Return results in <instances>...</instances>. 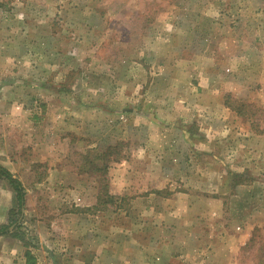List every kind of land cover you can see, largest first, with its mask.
<instances>
[{
  "label": "rangeland",
  "instance_id": "1",
  "mask_svg": "<svg viewBox=\"0 0 264 264\" xmlns=\"http://www.w3.org/2000/svg\"><path fill=\"white\" fill-rule=\"evenodd\" d=\"M0 164L25 263L264 264V0H0Z\"/></svg>",
  "mask_w": 264,
  "mask_h": 264
},
{
  "label": "crops",
  "instance_id": "2",
  "mask_svg": "<svg viewBox=\"0 0 264 264\" xmlns=\"http://www.w3.org/2000/svg\"><path fill=\"white\" fill-rule=\"evenodd\" d=\"M254 185H252L249 181L246 183H236L234 185V191H239L240 189L243 188H247L245 189L246 192H249L250 189L253 188ZM237 220V219H236ZM239 228V226H237ZM9 240V239H8ZM10 242V243H9ZM9 242H5L4 241V236L1 235L0 236V264H25L24 259L21 257L17 258V249L19 247H17L18 244H21V242H19L18 240H9ZM212 248L209 249V246L206 248V250L202 251V250H196L194 253L191 252H186L185 250H183L182 254L180 256H174L173 253H166V258L168 262L171 263H166V264H203L199 261V259L205 260V256H206V261L210 258H212V256L214 255H219L221 260L226 259L225 261L229 260L232 258L234 252H235V247L230 244L229 246L221 243V248L217 249L214 246H216L215 242H212ZM217 250V251H216ZM100 251L103 252L104 255H109L110 251L105 250V249H100ZM92 256V260L90 261V264H96V262L98 263V259H96L98 256H100V252L99 249H92V253H90ZM80 256H76V258H78ZM94 258V260H93ZM189 258H191L192 260H190ZM199 258V259H198ZM216 258V257H215ZM77 262L79 264H85L86 261L81 260L80 258L76 259ZM96 260V262H95ZM170 260V261H169ZM195 260H198L195 261ZM77 263V264H78Z\"/></svg>",
  "mask_w": 264,
  "mask_h": 264
},
{
  "label": "trees",
  "instance_id": "3",
  "mask_svg": "<svg viewBox=\"0 0 264 264\" xmlns=\"http://www.w3.org/2000/svg\"><path fill=\"white\" fill-rule=\"evenodd\" d=\"M0 176L5 178L9 185L12 187L14 191V199L16 203V214L17 216H8L7 222L0 224V236L6 235L11 233L12 236L18 238L19 240H23V235L20 231L17 230V227H19V224H16L18 215H21L22 209L24 206V190L21 185L20 180L15 177L7 168H5L3 165L0 164ZM14 225V226H13ZM27 244V242H25ZM29 244V242H28ZM27 244V245H28ZM28 254L27 250L25 252V255ZM30 257H28L29 259ZM25 264H28V261H26Z\"/></svg>",
  "mask_w": 264,
  "mask_h": 264
}]
</instances>
